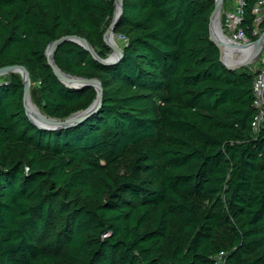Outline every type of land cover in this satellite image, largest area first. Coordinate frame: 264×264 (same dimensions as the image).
I'll return each instance as SVG.
<instances>
[{
	"label": "trees",
	"instance_id": "trees-1",
	"mask_svg": "<svg viewBox=\"0 0 264 264\" xmlns=\"http://www.w3.org/2000/svg\"><path fill=\"white\" fill-rule=\"evenodd\" d=\"M116 1L0 0V69L26 67L49 118L86 110L98 93L64 85L48 46L77 36L107 58ZM256 2L245 0L241 24L252 41ZM215 3L123 0L115 65L62 44L56 65L103 88L78 126L37 128L22 74L0 76V264H264L255 73L222 62Z\"/></svg>",
	"mask_w": 264,
	"mask_h": 264
},
{
	"label": "water",
	"instance_id": "water-1",
	"mask_svg": "<svg viewBox=\"0 0 264 264\" xmlns=\"http://www.w3.org/2000/svg\"><path fill=\"white\" fill-rule=\"evenodd\" d=\"M215 9L212 12L211 18H210V38L211 40L219 47L220 52H221V56H222V62L224 63V65L229 68L230 70H238L239 68L245 67L247 66L249 63H251V61L254 59V54L258 51V50H262L263 46V40H264V33L261 37H259L256 41H254L252 43L253 45V50L251 52V55L244 61L235 63V64H228L225 62V58H224V52L226 50V46L224 44L223 41H221L219 38H217L214 35L213 32V19L214 16L216 14V12H218L219 9H222L224 1L225 0H215ZM117 8H116V12H115V16L114 19L110 25V27L108 28V30H106V33L104 35V39L107 43V45L110 47V49L112 50V53L105 59H100L97 54L95 53L94 49L92 48V46L90 45V42H88V40L81 38V37H77V36H63L58 40L53 41L52 43H50V45L48 46L47 50H46V57L48 60V64L52 67L56 77L66 86H68L69 88H80V87H94L98 93L97 98L95 100V102L86 110H82L79 111L77 113H74L71 115V117L69 116L66 119H57L59 122L57 125L54 126H48V125H42V124H38L37 122H35L29 115V110H28V101L31 98V94H30V89H31V78H30V73L29 71L26 69V67L21 66V65H12V66H8L6 68H2L0 69V76L2 75H8L11 73H20L22 74V78L24 81V97H23V101H24V105L25 106V110H26V114L29 117V119L31 120V122L39 129L42 130H47V131H61V130H66L75 126H78L82 123H84L85 121H87L90 117H92L94 114H96L99 109L102 106V100H103V88H102V83L98 80V79H86V78H81V77H77V76H73L72 74L70 75L69 73H66L64 71H62L57 65L56 62L54 60V56L55 53L57 51V49L64 44L65 42H74L77 43L81 46H83L86 50H88L90 53L93 54V56L99 60L102 64L106 65V66H111V65H115L118 62H120L121 59H123L124 56V50L123 48L113 45L110 42H108L107 40V35L109 33L114 34V29L116 27V24L119 20V18L122 15L123 12V0H117ZM222 32V31H221ZM223 35V33H222ZM261 53V51H260ZM259 53V54H260ZM258 54V55H259ZM54 119V118H53Z\"/></svg>",
	"mask_w": 264,
	"mask_h": 264
},
{
	"label": "built area",
	"instance_id": "built-area-1",
	"mask_svg": "<svg viewBox=\"0 0 264 264\" xmlns=\"http://www.w3.org/2000/svg\"><path fill=\"white\" fill-rule=\"evenodd\" d=\"M229 4L232 6V9L225 13L223 23L221 24V31L224 37L235 45L241 47L251 46L254 41L249 38L246 31L241 27L244 17L245 0H230ZM253 12L255 17L253 35L261 37L264 33V0H257ZM229 54L226 49L224 52L225 60ZM254 73L253 91L258 112L253 121V129L257 131L264 126V64Z\"/></svg>",
	"mask_w": 264,
	"mask_h": 264
},
{
	"label": "bare ground",
	"instance_id": "bare-ground-1",
	"mask_svg": "<svg viewBox=\"0 0 264 264\" xmlns=\"http://www.w3.org/2000/svg\"><path fill=\"white\" fill-rule=\"evenodd\" d=\"M222 9H219L218 12H216L214 19H213V32L214 35L219 38L221 41L224 42L227 51L230 53L229 57L231 55V59H226V62L228 64H235L241 61L246 60L250 55L253 50V45L251 46H246V47H241L239 45H235L231 42H229L224 35H222L221 32V13ZM114 34L109 33L107 35V40L113 45L118 46L117 42L113 40ZM261 50H258L254 54V58L258 56ZM28 110H29V115L30 117L37 122L38 124L42 125H48V126H54L58 124L57 119L49 118L47 115H45L42 110L33 102V100L30 98L28 101Z\"/></svg>",
	"mask_w": 264,
	"mask_h": 264
},
{
	"label": "rangeland",
	"instance_id": "rangeland-1",
	"mask_svg": "<svg viewBox=\"0 0 264 264\" xmlns=\"http://www.w3.org/2000/svg\"><path fill=\"white\" fill-rule=\"evenodd\" d=\"M231 9H232V6L229 3H225V1H224L223 7H222L223 12L221 13V24L223 23V17L225 15V13ZM112 37H113V40L117 42L118 46L123 48L124 39L120 35H116V34H114ZM226 59H231V55H230V57L228 56V58H226ZM225 62H226V60H225ZM263 64H264V47L262 48L261 53L257 57H255L251 61V63H249L245 67L249 68L252 72H256L263 66Z\"/></svg>",
	"mask_w": 264,
	"mask_h": 264
}]
</instances>
